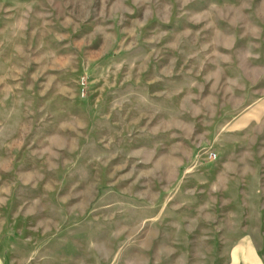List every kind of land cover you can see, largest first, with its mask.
Wrapping results in <instances>:
<instances>
[{
    "label": "rangeland",
    "instance_id": "374dc122",
    "mask_svg": "<svg viewBox=\"0 0 264 264\" xmlns=\"http://www.w3.org/2000/svg\"><path fill=\"white\" fill-rule=\"evenodd\" d=\"M244 242L264 264V0H0V264Z\"/></svg>",
    "mask_w": 264,
    "mask_h": 264
},
{
    "label": "crops",
    "instance_id": "0c3cea01",
    "mask_svg": "<svg viewBox=\"0 0 264 264\" xmlns=\"http://www.w3.org/2000/svg\"><path fill=\"white\" fill-rule=\"evenodd\" d=\"M251 110L253 111L252 112L249 111V112L256 113L257 111L260 110V107L257 104L253 106ZM250 255H252L251 248L247 244V242L240 243L233 248V260L231 264H257L255 258H252Z\"/></svg>",
    "mask_w": 264,
    "mask_h": 264
},
{
    "label": "built area",
    "instance_id": "2783aa9c",
    "mask_svg": "<svg viewBox=\"0 0 264 264\" xmlns=\"http://www.w3.org/2000/svg\"><path fill=\"white\" fill-rule=\"evenodd\" d=\"M208 157H209L210 159H214V158H215V153H214V152H209V153H208Z\"/></svg>",
    "mask_w": 264,
    "mask_h": 264
}]
</instances>
